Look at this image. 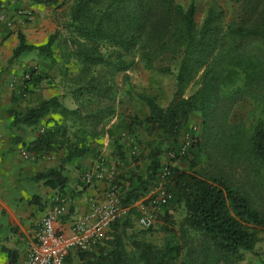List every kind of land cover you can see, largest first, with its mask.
Segmentation results:
<instances>
[{"label":"trees","instance_id":"1","mask_svg":"<svg viewBox=\"0 0 264 264\" xmlns=\"http://www.w3.org/2000/svg\"><path fill=\"white\" fill-rule=\"evenodd\" d=\"M241 1L248 3L250 0ZM259 6L257 20L244 25L225 22L223 8L216 0H209L206 16L198 27L193 3L185 9L176 0H72L64 39L62 35L51 36L46 44L32 46L18 33L19 45L14 56L37 49L45 57H52L57 48L59 56L67 63L65 68L69 70L71 61L75 69L66 79L76 104L74 109L66 108L53 97L27 109L23 115L14 116V122L28 125L37 124L49 113L61 118L45 127L29 144L28 150L39 157L65 147L67 152L62 164L71 163L73 158L86 153L92 154L95 161L103 155L109 169L107 157L98 149L101 138L107 133L113 146L110 155L116 159L114 181L119 187L121 203L129 211H136L137 221L139 213L135 204L154 188L163 167V150L177 152L178 137L189 129L192 115L199 112L201 138L192 141L183 156L176 154V158L192 155L191 171L168 165L166 187L171 199L161 208L183 205L185 229L202 235L211 250L220 255L229 256L244 250L254 253L259 239L257 229L264 228V214L252 205L246 192L221 176L201 172L197 167L201 162L202 143H207L215 144L230 158L247 156L264 172V2ZM164 56L178 62L176 90L168 105L163 107L154 97L143 96L149 108L147 116L122 114L114 126L100 128L116 115L113 104L119 89L116 76L122 74L126 80L128 71L136 63L135 57L151 69L154 61ZM25 71L30 74L28 82L32 87L47 78L35 66ZM189 84L197 88L185 96ZM244 101L253 103L261 113L253 124L238 121L231 113ZM64 121H69L70 125ZM72 126L76 130L69 136ZM141 126L158 130L161 141L148 143L144 175L136 168L131 172H118L128 165L129 159L125 153L127 143L122 136L128 132L127 139L133 141ZM164 142L168 144L166 148L161 147ZM62 170V165L48 168L37 173L34 179L43 180L45 185L62 192L67 183ZM171 208L163 211L162 219L166 224L171 220ZM123 221H114L108 229H116ZM166 224V230L172 232ZM106 233L102 241L105 239L107 248L101 242L92 251L79 252L86 264H188V258H184L186 245L174 232L162 247L135 242L134 250L130 251L122 244L119 234L114 232L109 240L105 238ZM190 253L193 251L189 250ZM8 254L11 262H15L13 252L8 251ZM186 254L185 251V257ZM69 256L70 253L64 264H68Z\"/></svg>","mask_w":264,"mask_h":264},{"label":"crops","instance_id":"2","mask_svg":"<svg viewBox=\"0 0 264 264\" xmlns=\"http://www.w3.org/2000/svg\"><path fill=\"white\" fill-rule=\"evenodd\" d=\"M0 5L7 7L5 10L8 14L23 9L31 11L33 16L31 20L14 16L11 27L0 22V264H23L28 252V242L55 197L70 195L72 198L68 203L67 213L61 219V225L68 229L88 210V197L102 195L105 185L103 182H96L82 191H76L81 173L95 162L90 153L75 157L71 163L64 164L61 161L67 152L65 147L50 150L45 156L29 159L22 156V150H28L29 144L36 140L40 129L49 127L60 118L57 114L49 113L34 125L13 121L14 116L23 115L27 109L53 97L68 109L76 107L66 82L67 76L75 69L66 70L67 63L60 58L57 48L54 49L52 57H45L37 49L14 56V51L19 45L18 33L24 36L26 44L32 46L46 44L51 36L62 35V39L67 36L66 28H63V15L68 11L67 0H56L52 4L31 0H0ZM66 46L69 47V44ZM30 66L38 67L47 78L41 80L36 87L30 86L27 98L21 99L9 86V81L20 76L26 67ZM113 104L116 115L100 128L108 129L114 126L117 117L122 115L123 110L120 109L123 102L117 97ZM134 109L137 115L145 117L149 114L147 105L141 111ZM98 149L107 157L108 168L115 170L113 164L116 159L110 155L113 146L107 133L101 138ZM125 153L128 155L127 151ZM130 161L127 159L129 165L126 167L129 169L134 167ZM61 165V173L67 178L66 187L62 192L58 188L45 185L43 180L34 179L37 173ZM140 169L139 173L144 175L146 169ZM79 170L83 171L78 174ZM119 170L122 168L118 169V172ZM8 251L13 252L15 262H11ZM77 254L79 252L75 250L70 252L74 260ZM242 264L260 262L255 258L251 263L243 261Z\"/></svg>","mask_w":264,"mask_h":264},{"label":"rangeland","instance_id":"3","mask_svg":"<svg viewBox=\"0 0 264 264\" xmlns=\"http://www.w3.org/2000/svg\"><path fill=\"white\" fill-rule=\"evenodd\" d=\"M209 0H176L185 9L190 3L195 6L194 21L196 26L200 27L207 12V3ZM217 3L224 10V21H233L237 24H253L257 20L259 4L264 0H250L248 3H244L241 0H216ZM67 13H64L63 25L69 21V9L72 5V0H67ZM257 5L259 6L257 9ZM63 26V28H64ZM65 50V48H64ZM58 52V51H57ZM58 55V54H57ZM61 58V57H60ZM63 60V59H62ZM63 62H66L63 60ZM135 64L127 73V79L124 80L122 74L117 75L118 92L117 97L123 102L120 110L125 115H137V110L146 108V103L143 100L144 97H154L156 102L165 107L173 98L176 90L175 74L178 66V62L172 60L169 56L158 58L154 61V66L151 69L144 67L143 61L139 57H135ZM28 68V67H26ZM69 69L73 70L74 66L69 61ZM169 68L170 72L164 70ZM62 69V68H61ZM67 70V69H66ZM195 84H189L185 88V96H189L196 90ZM128 106V107H127ZM130 111V112H128ZM231 113L238 121H243L246 124H253L261 115L255 105L249 101L239 103L232 109ZM143 117L141 115H138ZM65 124L70 125L69 121H64ZM137 130V137L133 141L127 139V134L122 138L127 143V153L129 156L130 164H134L133 168L122 169L129 172L131 169H138L141 172L142 168L145 170L148 160L146 156L149 152L148 143L150 140L157 142L161 141L158 136L159 131L148 130L145 126H141ZM76 129L73 126L68 130L69 136ZM201 116L199 112L192 115L189 122V129L183 132L182 136L178 137L177 152L174 149H164L161 155V163L164 165L178 166L181 170L191 171L190 159L192 155L187 157L176 158V154L184 155L188 152L190 143L202 136ZM126 133V131L124 132ZM130 134V133H129ZM128 134V135H129ZM187 134L188 138L185 139ZM187 141V144H186ZM185 145L184 153H181V147ZM168 144L164 142L161 147L166 148ZM136 148V149H135ZM133 150H135L133 152ZM169 152H173L174 157L169 156ZM44 156L47 153L43 154ZM201 162L197 169L201 172H207L211 175H218L224 178L226 181L233 184L249 196L252 205L260 210L264 214V172L256 168V164L247 156H237L230 158L228 155L220 151L218 147L202 143L200 148ZM128 163V162H127ZM129 165V163H128ZM129 170V171H128ZM82 170L78 171V174ZM110 169H107V175H110ZM131 172V171H130ZM104 185L107 184V180L103 181ZM171 208L169 205L161 208L157 211L156 221L151 229L141 228L136 221V211L128 210L121 218L124 220L122 223L117 224L116 229H108L105 238L111 240V234H119L122 238V244L127 250H134L135 242H147L157 247H162L171 238L173 232L177 234L180 241H183L186 245L184 249V258H188V264H242L243 261L251 263L257 258L260 264H264V228H258L257 235L258 241L255 245L254 252L241 251L238 254L233 255H220L219 253L212 251L208 246L204 237L200 234L193 232L191 229L184 227L185 208L183 205H173L170 209L171 220L170 223L162 219L164 209ZM165 224L172 228V232H169L165 228ZM102 246L108 247L109 245L102 241ZM189 250L193 253L189 254ZM185 251L188 253L185 257ZM68 264H86L84 259L77 254L76 259L73 256H69ZM186 261V260H185Z\"/></svg>","mask_w":264,"mask_h":264},{"label":"built area","instance_id":"4","mask_svg":"<svg viewBox=\"0 0 264 264\" xmlns=\"http://www.w3.org/2000/svg\"><path fill=\"white\" fill-rule=\"evenodd\" d=\"M6 8L0 5V22L7 27L12 26L14 16H23L26 20H31L33 17L31 11L17 9L8 14ZM29 78V72L24 71L20 76L13 77L9 81V86L21 99L27 98L29 94ZM43 131L44 128H41L39 133ZM187 138L186 134L185 139ZM184 151L185 145L181 147V153ZM21 154L25 159L37 156L34 152L26 149H23ZM169 156L173 158V152H169ZM109 173L108 176L106 159L103 155L91 167L81 173L76 191H82L96 182L107 180V184L102 195L88 197V210L68 229L61 225V219L67 213L68 203L72 198L70 195L54 198L53 203L39 220L36 230L28 242V252L23 264H64L66 256L71 251H92L102 242L110 225L121 219L127 211V208L123 207L121 203L119 187L114 181L115 170L112 169ZM168 177L169 168L168 165H164L154 188L144 199L136 202L135 205L139 213L137 223L142 228L153 227L157 211L171 199V193L166 187Z\"/></svg>","mask_w":264,"mask_h":264}]
</instances>
